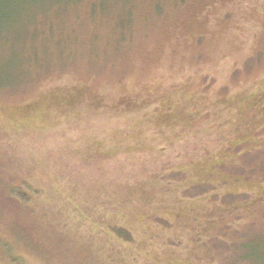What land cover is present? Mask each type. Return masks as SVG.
<instances>
[{"label": "rangeland", "instance_id": "1", "mask_svg": "<svg viewBox=\"0 0 264 264\" xmlns=\"http://www.w3.org/2000/svg\"><path fill=\"white\" fill-rule=\"evenodd\" d=\"M262 92L264 0H0V264H264Z\"/></svg>", "mask_w": 264, "mask_h": 264}, {"label": "trees", "instance_id": "2", "mask_svg": "<svg viewBox=\"0 0 264 264\" xmlns=\"http://www.w3.org/2000/svg\"><path fill=\"white\" fill-rule=\"evenodd\" d=\"M78 1H80V0H78ZM113 2H117L118 4H124V7H125V5L127 4V3H129L130 2V0H112ZM125 12H126V8H122ZM156 9H158V7H156ZM128 12V14H131V10H128L127 11ZM126 12V13H127ZM130 21H131V17L130 16H128V15H126V16H124V18H119V24H121V26L122 27H125V26H127L128 25V23H130ZM264 95V92H262V94L261 95H258L259 97H261V96H263ZM257 101V100H256ZM258 106V105H257ZM236 181H237V179H235ZM197 184H199V183H197ZM2 184H1V182H0V186H1ZM193 185H194V183H193ZM12 191H15V188H12ZM15 193H17L18 194V197L20 198V199H24L25 198V196L23 195V193H24V191H20L19 189L18 190H16L15 191ZM6 193L4 192V191H0V202H2V199L5 201V199L6 198H4V195H5ZM13 194H14V192H13ZM9 197H10V201H8V202H10V203H12L11 201H13L14 199L10 196V194H9ZM17 199V198H16ZM18 200V199H17ZM15 201V200H14ZM7 203V202H6ZM15 203H16V201H15ZM17 204V203H16ZM2 205H4V204H0V207L2 206ZM235 207H239V204L238 203H235V204H233V206L231 207V209H233V208H235ZM115 233H116V235L117 236H121V237H123V238H125L126 237V234H125V230H115L114 231ZM254 241H256L255 243H257V241L258 242H263V245H264V239H259V238H256ZM247 246V244H245V243H242L239 247H238V249H237V252H238V254L240 255V260L241 261H243L244 262V264H252V262H251V260H250V258L249 257H254V254H255V252L257 251V250H253V248H255V247H252V253H251V255L250 256H244V255H246L245 253L247 252L246 250H245V247ZM256 253H259L258 251L256 252Z\"/></svg>", "mask_w": 264, "mask_h": 264}]
</instances>
